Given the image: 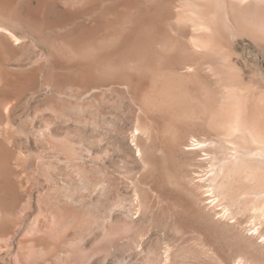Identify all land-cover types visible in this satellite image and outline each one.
<instances>
[{"label": "bare ground", "instance_id": "obj_1", "mask_svg": "<svg viewBox=\"0 0 264 264\" xmlns=\"http://www.w3.org/2000/svg\"><path fill=\"white\" fill-rule=\"evenodd\" d=\"M121 1L125 0H0V233L10 231L11 224L14 223V221L10 223V217L13 218L14 215L11 212L18 206L16 199L21 196L22 192H25L26 184L25 175L22 174L23 172L20 173V169L27 164V158L22 155L25 152L23 149L25 146L23 147V144L16 138L17 135L15 136L14 134L16 129V127L14 128L16 123L15 113L18 103L12 99V96L14 92L17 93L20 90L16 89L17 82L12 81L8 72L10 70H18L20 73L32 74L35 79H40L39 84L45 87L43 89L46 92L58 94L60 97L74 98L79 95L94 94L96 90L101 88L124 86L132 96L139 111L136 126L135 128L133 127L134 130L132 129L133 132L131 133L123 132L122 124L119 125V122L113 124L114 122L112 121L114 125L112 127L105 124L104 119L106 116H102L91 105L70 101L60 107L57 99L53 97H51V104L46 110L48 111L46 115H38V118L35 121L33 120L34 122H32L30 128L26 126L27 123L25 126L20 125L19 128L22 133L28 134L31 140L29 141L34 145L33 148L35 146L38 148L43 147V149L50 148L55 154L71 162L74 157V147L69 132L71 123H74L76 128L82 132H91L92 134L101 135L102 138L103 136L113 137L116 144H119L117 146L119 151L124 153L125 156L127 154L134 156L135 151H137L140 157H136V159L144 163L145 166L147 163V150L142 145V141L139 142L141 135L146 132L145 119L149 123L153 122L152 125L154 127L157 124L149 113L155 110H162L177 114V117L180 118L179 116L186 113V111L196 108L193 107V103H191L193 104L191 109L187 108L190 102L194 101L195 103L193 98H191L193 101H189L187 104L185 102V99L187 100L186 97L191 94L187 95L185 91L183 92L177 86H173L174 84L171 85L168 81L169 79L167 80L162 75L161 69L165 66L163 68L153 66L162 57H167L171 53L162 54L157 49L158 55L155 54L156 49L155 51L153 50L154 54L145 50L146 45L149 43L148 35H145L147 36L146 38L143 35V31L145 27L151 25L159 26L164 31H171L176 38L182 41L186 60L180 65L170 66L168 69L170 74L179 73L177 75L186 77L183 78L185 80H180V82L189 86L196 85L195 77L201 72L205 73L207 79L210 78L215 81L213 89L210 87L208 80L204 81L202 88L200 87L201 90L197 93L201 100H196L198 105L202 103L203 110L207 112L203 113L209 116L208 126L213 131L215 130L217 135L219 134L218 141H215L225 145V149L224 147L222 148L226 152L223 151L222 153L229 152L223 158L221 157L222 159H218L217 163H212L210 167L212 177L209 181L211 186L210 184L209 186L211 187L212 195H214L213 197L218 202L224 201L225 203L227 201L224 207H228L227 209L232 210L234 214L235 211L243 212L248 206V210L246 209L245 212L248 211L250 218L259 223L256 226H264V89L248 88L249 91L247 93V87L244 83L245 70L241 67L242 65L248 68L251 66L264 79V0H172L168 2L167 7H169L164 12H162L163 8L160 10L158 7L142 11L136 23L137 29L135 28V34L138 37L134 36L132 38L130 36V38L128 36V39L123 41L120 47L118 40L108 35V31L116 22L108 21L109 19L103 20L101 17L103 13L111 11L110 7L112 5L120 4ZM101 2H105L103 4L108 5L105 7L101 6ZM125 2L122 3L124 5H121V9L125 8ZM56 6L64 9L63 15L65 17L63 18L87 17V25L69 29L63 34H55L60 24L57 21H53L50 17V9H54ZM109 14L118 16L117 13L110 12ZM118 14H120L119 11ZM116 16L113 17L111 15L112 19ZM29 33H34L40 40L46 37V41H42L47 48V51L45 50L46 53L37 50L36 44L33 43L34 41H32ZM247 41L249 43L245 45ZM172 49H176V46L174 45ZM172 49L171 51L174 53ZM247 49L255 53L256 58L259 59L251 61L248 58ZM240 50L244 51L238 53ZM133 73L136 74L133 75ZM40 95V89L35 93L33 92L32 97L25 105L24 102L22 106H25V109L29 108ZM21 98L23 97L21 96L19 99ZM198 105L197 109L200 108H198ZM188 107L190 108V104ZM148 129L150 130V126ZM16 132L18 133L19 131ZM63 134H65L64 138L58 142L51 140L53 136L58 137ZM96 140L98 139L96 138ZM209 141L211 142L199 141L198 139L192 141L186 147L191 148L189 150L191 152H209L212 148H217L218 146H216L217 143H213L214 139ZM25 143L24 145L28 144ZM28 145L27 147H29ZM22 149L24 152L21 153ZM25 150L27 151V149ZM87 151L88 153L90 152V150ZM108 151L106 150V152ZM46 152H48V149ZM98 152L100 153V151ZM100 154V157L104 158L102 152ZM76 168L77 170L72 168L74 169L72 173L65 171V169H60L59 172L54 170L52 172L49 171V174L47 173L49 175L47 178L52 180L58 178L60 180L57 181L59 186H57V183L56 185L51 184L53 182L50 181L51 186H49L48 190L45 191L43 189L45 191L43 193L37 191L40 202L37 204L39 215L37 217L38 223H36L39 227L45 222L41 217L44 218L46 216L50 218L54 233L67 232L68 230L75 232L80 230L83 233L104 227L100 222L101 217L97 213L99 210L95 211V208L91 209L88 207L83 199H76L74 191L77 189L84 193H89V197L99 204L103 197L110 195V182L106 178L92 179L79 166ZM228 177L234 178V181L237 178L242 183L247 184V193L243 196H241V193L240 196L229 197L230 188L225 182ZM237 181H235V184ZM239 183L238 185H241ZM134 198L131 199L137 202V206H142V197L136 194ZM126 200L117 198L112 203H109L108 223L125 222L131 224L134 222L133 206L128 205L125 202ZM243 206L246 207L244 208ZM21 210H24V207ZM104 217L106 216L104 215ZM18 228L21 229V227ZM256 231L261 235L260 229ZM45 252L43 253L45 254ZM56 252L51 251L49 254L48 264H68L70 262L69 255L61 256L63 254L59 253V256ZM148 256L147 258H137L134 263H161L160 259L162 260V256L160 254L156 255V257L151 256L153 258H148ZM132 260L128 259L129 263L120 261L121 263L119 264H133ZM128 261L126 260V262Z\"/></svg>", "mask_w": 264, "mask_h": 264}, {"label": "rangeland", "instance_id": "obj_2", "mask_svg": "<svg viewBox=\"0 0 264 264\" xmlns=\"http://www.w3.org/2000/svg\"><path fill=\"white\" fill-rule=\"evenodd\" d=\"M125 1L123 2H125V8L128 11H126L124 7L121 9V5H124L121 1L120 4L112 5V7H110L111 11L103 13L101 17L103 20L109 19L108 21L111 20V22L115 21L117 23L116 24L114 22L115 24L110 29L111 31H108V35L111 38H116V40L120 43V47L122 46L123 41L128 39V36H132V38L134 36L138 37V35L135 34L137 29L136 23L138 22L139 15L142 11L158 7L160 10L163 8L162 12H164V10L169 7H167L168 2L172 0ZM103 3L105 2H101L100 5L104 7L108 5H104ZM118 11L120 14H118ZM110 12L117 13L118 16H116V14H111L113 17L116 16V19H112L113 17L109 14ZM50 13L52 20L57 21L60 24V27L56 30L55 34H63L69 29L85 26L87 25L86 23H88V18L85 16L74 17L73 19L71 17L63 18L65 17V15H63L64 9L58 6H56V8L54 7V9L51 8ZM143 35H148V38L145 36L149 43L145 48L147 52L151 51L152 53L153 50L155 51V49H158L162 54L171 53V55L168 54L167 57L164 56L165 58L162 57V59L158 62L159 64L155 63L153 66H159V68H163L165 66L163 68L165 70L161 69L163 73L162 75L167 80L169 79L168 81L171 85L174 84L173 86H177L179 90H182L183 92L185 91L187 95L191 94L186 97L188 102L186 99L185 102L187 104L189 101L195 100V103L194 101L190 102V108L188 107L189 104L187 105L188 109H191L193 104V107H196L195 109L192 108L190 111L186 108L188 110L186 113L188 112V114L184 113L185 115H180L179 117L181 119L177 117V114L162 110H155L149 113L157 124L154 127L152 125L153 122L149 123V121L145 119L146 132L141 135L139 141H142V145L145 150H147V163L145 166L144 163L136 159V157H140V154H137V151H135L134 156L131 154L130 156L129 154L125 156L124 153L119 151L117 147L119 144H116L113 137L103 136L102 138L101 135L92 134L91 132H82L76 128L74 123H71V130L69 132L74 147V157L71 162H68L58 156L50 148L43 149V147L38 148L37 146H35L36 149L33 148L34 145L30 142L31 140L29 139L28 134L25 132L22 133L19 128L20 125L25 126L26 123V126H29L28 128H30L32 122L38 118V115H46L48 113L46 110L51 104V97H53L54 99H57V103L60 107L70 101L91 105L94 109L98 110L102 116H106L104 119L105 124L112 127L114 126L113 124L119 122V125L122 124L121 128L123 132L127 131L126 133H131L133 132L132 129L134 130L136 126L139 111L138 106L134 103L132 96L128 93V90L124 86L101 88L96 90L94 94L79 95L74 98L67 96L60 97L58 94L46 92L44 90L45 87L40 86L39 84L40 79L38 80L36 78L38 80L37 81L34 75L32 77V74L20 73L18 70H10L8 72L12 81L15 83L17 82L16 89H18V91H22H19L20 93L14 92L12 96V99L18 103L15 113L16 123L14 128L16 127V129L14 134L15 136H18H16V138H18V141L23 144V147L25 146L24 148L22 147L25 152L23 149L20 152H24L25 155L23 153L22 155L27 158V164L24 168L20 169V173L23 172L22 174L25 175V192H22L21 196H19L20 198L18 197L16 199L18 206L11 212V214H14L13 218L10 217V223H13L14 221V223L11 224V230L13 231L10 230L5 233H0V264H48L50 259L49 254L51 251H57L56 254L59 256L60 254H63L61 256L69 255L70 262L68 264H119L123 261L125 263H129L132 259V263L135 264L134 261H137V258H147L148 255V258L151 256L156 257L158 254L162 256L160 264H264V226H256V224L259 223H256L250 218V213L248 211L245 212L248 206H243L244 208L246 207L243 212L241 211L240 213V211H235L234 214L232 213V210L227 209L228 207H224L225 204H227V201H225V203L224 201L218 202L210 191L211 183L209 181L212 177L210 167L212 163H217L218 159L221 157L223 158L229 152L225 153V145L215 141H218L219 134L217 135V132L215 130L213 131V129L208 126L209 116L206 115L207 112L203 110L204 108L201 106L202 103L201 105H198L196 100H201L199 94L197 93L201 90L203 82L208 80L210 87L213 89L215 87V81L210 78L207 79L205 73L201 72L195 77V86H189L184 83L182 84L180 80H185L183 78L186 77L177 75L179 73L170 74V71H168L170 66L180 65L186 60V53L182 48V41L176 38L171 31H164V29L154 25L145 27ZM29 36L32 41H34L33 43L36 44L37 50H39V52L46 53L47 48L45 44L42 43V41H46V37H44L43 40H40L34 33H29ZM248 43L249 42L247 41L245 45H248ZM172 45L176 46V49H174L175 51L172 49ZM152 46L155 47L153 48ZM171 49L174 53H172ZM158 50L155 54H158ZM243 51L244 50H240L238 53H242ZM247 52L249 53L248 58L251 61L259 59L256 58V54L251 52L250 49H247ZM241 67L245 70L244 83L247 87V93L250 88H260L263 90L264 79L258 75L259 73L251 66L248 68L242 65ZM135 74L136 73H133V75ZM198 80L200 83L202 82L201 85H199L200 83ZM39 89L41 90V95L31 104L32 106L29 107L30 109L26 108L28 109L26 110L25 106H22L23 103L25 102V105L32 97L33 92L35 93ZM21 96L23 98L19 99ZM191 98H193V100ZM197 105L198 108L200 107L199 109L202 108V111L197 109ZM203 112L206 113L204 114ZM183 115L185 117L187 115V117L185 118ZM190 115L192 116L190 117ZM183 117L184 119H182ZM149 126L150 130L148 129ZM16 131H19L20 133H17ZM64 135L65 134L58 137L53 136L51 140L53 142H58L64 138ZM96 138L98 140H96ZM198 139L199 141L208 142H211L209 140L214 139L215 142L213 141V143H217V148L220 145L221 147L218 148L219 151L217 148H212V150L209 151L210 153L189 151L191 148H187L186 146L191 144L192 141H196ZM24 143H28L29 145H27L29 147L24 145ZM99 143L101 144L99 145ZM113 145H116L115 148ZM112 147L114 152L112 151ZM222 147H224V149ZM25 149H27V151ZM47 149L48 152H46ZM87 150H90V152L88 153ZM106 150L109 151L106 152ZM98 151H100V153L102 152L104 158L100 157L101 154ZM223 151L225 152L222 153ZM33 153L35 154V157ZM105 154L109 157L106 155L108 157L107 158ZM26 155L29 157H26ZM216 156H219V158ZM102 158L104 161H102ZM214 158L217 159L213 160ZM47 166H49L48 169ZM77 166H79L82 171H84L87 176H90L92 179L106 178L110 182V195L108 194V197H103L99 204L89 197V193H84L83 191H79L77 189L74 191L76 199H83L88 207L91 209L95 208V211L99 210L97 213L101 217L100 222L104 227L85 231L83 233L80 230L77 232L68 230L67 232L60 231L59 233H54L52 231L50 218L47 216L44 218L41 217L45 222L43 221L44 223L39 227L37 224V217L39 215L37 204L40 200L38 199L39 197L37 191H39V193H43L48 190L51 184L56 185L57 183V186H59V182L57 181L60 179L57 178L52 180L51 178H47V176L49 177V171L52 172L54 170H58L57 172H59L60 169H65V171L72 173V170H74L72 168L77 170ZM43 172L45 175H43ZM226 180L230 182H227ZM237 180L238 179L235 178V181ZM235 181L234 178L228 177L225 179L227 186H229L228 188H230L229 197H237L240 196L241 193V196L245 195L248 191V185L239 180L235 184ZM238 182H240L239 184L241 185H238ZM233 184L235 185L233 186ZM43 189L45 191H43ZM136 194H139L140 197H142V206H137V202L132 200L135 199L134 197ZM117 198L124 200L127 199L125 202L128 205L133 206L132 213L135 217L134 222L131 224L125 222L108 223L109 203H112ZM23 207L24 210H21ZM103 214L106 217H104ZM18 227H21V229ZM258 229H260L261 235L257 233L256 230ZM64 244L68 247L65 248V246H63ZM70 246L72 247L70 248ZM43 252H45V254ZM124 258L127 261L128 259L130 261L126 262Z\"/></svg>", "mask_w": 264, "mask_h": 264}]
</instances>
